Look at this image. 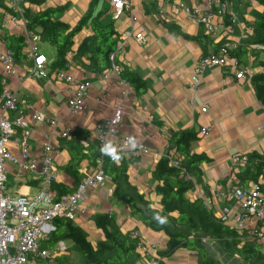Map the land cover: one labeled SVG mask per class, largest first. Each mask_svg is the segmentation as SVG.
Returning a JSON list of instances; mask_svg holds the SVG:
<instances>
[{
    "label": "crops",
    "instance_id": "crops-1",
    "mask_svg": "<svg viewBox=\"0 0 264 264\" xmlns=\"http://www.w3.org/2000/svg\"><path fill=\"white\" fill-rule=\"evenodd\" d=\"M89 2L90 0H46L43 5L25 3V6L39 11L48 6L64 4L67 9L59 18L73 27L88 9ZM170 2L172 0H131L134 22L131 23L128 15L113 21L119 35L130 33L126 45L117 52L115 61L121 69L134 72L149 82L144 94L138 95L130 89L127 95L122 94L125 85L116 75L103 79L101 73L88 70L85 57H73L74 53L66 72L89 81L90 86L83 110L71 114L66 103L70 94L68 84L49 73L55 51L54 54L50 52V58L42 47L41 52L47 59V76L29 77L27 73L31 62L23 53L22 57L15 60L17 74L5 76L6 84L16 95L18 111L33 126L28 141L35 154H38L45 139L43 134L49 133L50 127L47 123H35L31 120L33 109L56 117L60 121L59 129L72 131L75 128H83L90 132L97 122L108 118L114 109L121 105L123 120L110 138L119 144L121 139L132 135L148 148L147 153L136 155L138 158L128 168L130 180L143 193L150 191L154 185L151 173L164 154L167 131L191 129L197 132L199 138L192 143L191 152L205 155L209 159L202 163L204 181L211 191L210 197L222 206L226 203L222 200L223 192L232 185L233 176L238 170L233 156L251 152L264 154V106L255 97L250 77H226L222 67L208 69L200 77L195 89L191 88L190 78L194 65L199 58L220 46L219 37L207 34L202 25L188 20L183 13L174 12ZM235 4L241 12L235 11L233 7L237 16L234 28L236 34H241L248 31L245 21L257 16L262 6L255 0H234ZM100 10L103 11L101 21L112 19L109 0L100 1L93 13L96 14ZM4 14L7 12L0 10V22ZM225 17L227 16L224 15L222 19L225 20ZM136 32L143 33L144 43H138L134 39ZM5 34V31L0 34V48L3 45L8 48ZM87 34V30L79 32L74 41L79 43ZM255 59L256 55H253L250 60L246 52L239 61L254 74L260 71ZM3 76V66L0 62V92ZM202 106H207L208 110L201 112ZM14 115V112L10 113L11 117ZM203 127H209L207 133L201 132ZM16 132V136H20L19 128H16ZM69 137L53 135L50 138L55 149L54 182L72 188L73 180L62 168L70 159L67 149ZM93 141L91 135L83 139V143L89 147ZM8 146L13 151L17 149L12 140ZM126 154L129 156L127 152ZM7 167V185L10 189L20 188V192L30 195L37 192V181L30 176L19 179L22 184L17 187L14 183L13 168L10 165ZM92 168L87 159L82 160L78 168L80 176ZM86 201V212L75 222L87 231L92 244L102 238V232L92 226V216L107 211L116 216L123 232L137 233L152 244L153 249L147 254L152 259L156 251L164 245L163 233L143 226L130 214L124 202L109 195L105 189L89 191ZM155 207L158 208L157 205L153 206ZM207 249L216 264H249L237 256L228 254L213 241H207ZM155 262L152 264H156ZM171 263L195 264V255L186 250H179L171 259Z\"/></svg>",
    "mask_w": 264,
    "mask_h": 264
},
{
    "label": "built area",
    "instance_id": "built-area-1",
    "mask_svg": "<svg viewBox=\"0 0 264 264\" xmlns=\"http://www.w3.org/2000/svg\"><path fill=\"white\" fill-rule=\"evenodd\" d=\"M20 0H11L10 6L18 15L4 14L0 22L9 30L19 27L24 30L25 48L24 54L31 62L27 75L29 77H46V56L41 52L40 36L26 27V19L23 9L18 5ZM112 9L113 21L119 20L123 15H128L131 23L134 16L131 11V0H109ZM170 6L174 12H181L185 17L197 25H202L207 34L219 37L220 46L215 51H209L198 59L194 65L193 74L190 78V86L195 89L200 77L212 67H222L226 77L230 75L236 78L251 77L252 71L243 65L236 56L231 54L237 49L243 39L248 37L251 31L241 34L235 33L237 16L234 12V0H172ZM226 15L225 20L223 16ZM130 33L120 34L115 49L110 52V67L101 75L107 79L110 75H116L124 83L125 89L122 94L129 93V87L119 76V66L115 58L119 50L126 45V39ZM138 43H144L143 33L136 32L133 35ZM247 55L251 60L254 51L259 52L264 59V44L252 42L247 46ZM74 52L67 53L66 66L51 71L52 75L68 84L69 96L67 108L71 114H77L84 108L85 99L88 95L90 82L76 78L66 72L70 65ZM0 62L3 66L4 76L1 79L0 92V264H73L60 263L58 258L68 255L66 241L58 240L52 248H43L41 243L49 239L55 230L54 219L58 217L76 221L86 212L85 201L89 191L105 189L109 195L113 193V184L110 177L105 173L102 163L104 156L99 151L97 165L86 171L72 192L61 194L52 189V183L56 179L53 166L54 147L51 143L53 135L68 137L69 129H59L60 121L56 117L48 116L33 109L31 120L35 123H47L49 133H44V140L38 154H35L28 139L33 131L30 121L18 111V100L14 91L6 84L5 76L16 75L15 59L13 52L4 45L0 48ZM25 76V75H24ZM201 112H206L207 106H202ZM14 112L13 117L10 113ZM121 105L117 106L113 113L106 119L97 122L90 131L91 136L97 141L98 147L106 140H111L114 133L123 120ZM16 128L20 129V136H16ZM209 127L201 128V132L207 133ZM13 141L16 150L9 148ZM125 137L116 144L119 148L123 145ZM148 148L141 144L137 150L127 152L129 155L147 153ZM169 164L180 168L181 173L185 170L180 167L178 160L172 154L166 155ZM236 167L242 168L248 163V154H236L233 156ZM8 165L14 171V183L21 186L20 178L30 176L37 181L38 190L35 194L20 192V188L12 190L7 185ZM189 177V175H187ZM191 198H200L208 210H212L224 225L236 231L244 241L260 243L264 250V168L257 180L244 182L241 185L231 186L223 192L225 205L214 203L211 197L206 196L197 186L190 192ZM229 202V203H228ZM132 236L139 234L131 232ZM138 249L144 254H149L153 246L145 238L140 237ZM261 249V251H263Z\"/></svg>",
    "mask_w": 264,
    "mask_h": 264
},
{
    "label": "trees",
    "instance_id": "trees-1",
    "mask_svg": "<svg viewBox=\"0 0 264 264\" xmlns=\"http://www.w3.org/2000/svg\"><path fill=\"white\" fill-rule=\"evenodd\" d=\"M10 1L0 0V10H4L9 15H18L11 9ZM100 1L102 0H90L88 9L73 27L59 18L67 9L64 4L33 11L26 7L25 3L43 5L46 0L18 2L23 9L27 29L39 34L41 41L48 42L54 47L55 55L49 73L56 68L66 66L68 62L66 55L69 51H74L73 57H85L88 61L86 67L90 72L102 74L110 67L109 55L115 49L119 33L115 30L112 19L101 21L103 11L93 13ZM255 1L262 6V10L254 18L245 21L246 28L251 33L243 39L237 49L231 51V54L239 60L248 51V44L252 42L264 44V0ZM234 9L241 12L237 4L234 5ZM8 30L7 26H2V32L7 33L6 45L13 52L16 60L24 55L26 45L24 30L17 27L9 30L10 32ZM83 30L89 31V34L76 43L75 36ZM253 53L256 55L255 60L260 71L252 74L250 79L256 99L264 106V59L259 52ZM119 69L120 78L126 82L130 90L138 95L146 92L149 87L148 81L134 72L120 67ZM90 135L87 129L75 128L71 131L70 137L68 136L67 149L70 159L62 168L72 178L74 187L52 183L51 188L57 191L58 196L75 189L81 179L78 168L82 160L87 159L93 167H96L99 156L97 141L94 139L91 147L83 143V139ZM198 138L199 134L191 129L167 131L164 154L151 173L154 185L145 193L140 192L138 186L128 176L129 165L138 157L127 156L128 151H125L119 164L113 163L109 158L103 160L102 167L113 184L111 196L124 202L130 214L147 229L164 234V245L156 251L153 259L139 251L140 237L132 236L129 231L123 232L116 216L107 211L92 216V226L102 232V238L97 239L95 244H92L87 231L75 221L58 217L53 221L55 230L47 241L41 243V246L52 248L58 240L72 241L82 255L80 264H152L153 261H156V264H172L171 259L179 250H186L195 255V264H216V260L210 256L207 249V241H213L228 254L237 256L249 264H264V250L260 243L244 241L241 244L239 234L216 218L214 212L204 206L202 199L191 198L190 192L195 186L208 197L211 192L205 184L202 169V163L209 159L205 155L191 152V145ZM168 154H172L178 160L180 167L185 170L184 174L181 173L180 168L169 164L166 156ZM263 168L264 154L248 153L247 165L238 168L231 186L257 180ZM154 205L158 208H153ZM161 208L163 211L159 214L168 217L166 226H161L152 219ZM177 214H179L178 219L175 218ZM64 257L58 258L59 262L70 263L63 262Z\"/></svg>",
    "mask_w": 264,
    "mask_h": 264
},
{
    "label": "clouds",
    "instance_id": "clouds-1",
    "mask_svg": "<svg viewBox=\"0 0 264 264\" xmlns=\"http://www.w3.org/2000/svg\"><path fill=\"white\" fill-rule=\"evenodd\" d=\"M139 147H141V144L136 139V137L128 135L125 137L123 145H121L119 148L113 141L106 140L101 144L99 151L102 155L107 156L113 163L119 164L123 159L122 154L125 151L132 152L137 150ZM160 211H163V209L161 208L159 211H157L153 215L152 219L157 224L161 226H166L168 224V217L160 215ZM175 218L178 219L179 214H177Z\"/></svg>",
    "mask_w": 264,
    "mask_h": 264
},
{
    "label": "rangeland",
    "instance_id": "rangeland-1",
    "mask_svg": "<svg viewBox=\"0 0 264 264\" xmlns=\"http://www.w3.org/2000/svg\"><path fill=\"white\" fill-rule=\"evenodd\" d=\"M41 47L43 48V50H45L46 54H48V56L50 58H52V54H54V47L51 46L49 43L41 41L40 42ZM20 179H24V178H20ZM212 200L214 201V203H216V199L212 198ZM87 201H85L86 203ZM67 247H68V255L64 257V261L73 263V264H80L82 262V255L80 253V251H78L76 249V246L74 245V243L72 241H66ZM212 248V247H210ZM218 261H219V257L217 256Z\"/></svg>",
    "mask_w": 264,
    "mask_h": 264
}]
</instances>
